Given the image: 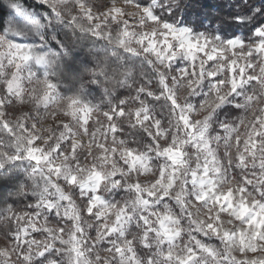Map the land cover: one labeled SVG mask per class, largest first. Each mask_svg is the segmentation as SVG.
<instances>
[{
    "label": "snow or ice",
    "instance_id": "obj_1",
    "mask_svg": "<svg viewBox=\"0 0 264 264\" xmlns=\"http://www.w3.org/2000/svg\"><path fill=\"white\" fill-rule=\"evenodd\" d=\"M188 7L0 4V264H264V0Z\"/></svg>",
    "mask_w": 264,
    "mask_h": 264
},
{
    "label": "trees",
    "instance_id": "obj_2",
    "mask_svg": "<svg viewBox=\"0 0 264 264\" xmlns=\"http://www.w3.org/2000/svg\"><path fill=\"white\" fill-rule=\"evenodd\" d=\"M184 2L190 7L186 9L187 19L192 22H199L202 19L215 21L219 18L227 20L231 24V17L237 11L235 5L237 0H184ZM250 2L258 3L259 0H250ZM3 0H0V4ZM27 5H34L35 0H25ZM7 9L0 8V17H5ZM207 22V21H206ZM228 31L235 29V25L232 24L230 28L226 25ZM7 188L0 185V197L6 195Z\"/></svg>",
    "mask_w": 264,
    "mask_h": 264
},
{
    "label": "rangeland",
    "instance_id": "obj_3",
    "mask_svg": "<svg viewBox=\"0 0 264 264\" xmlns=\"http://www.w3.org/2000/svg\"><path fill=\"white\" fill-rule=\"evenodd\" d=\"M93 2L98 4V5H102V4L106 3L107 0H93ZM2 231H4V225L0 224V232H2ZM3 243H4V241L2 239H0V245H2Z\"/></svg>",
    "mask_w": 264,
    "mask_h": 264
}]
</instances>
